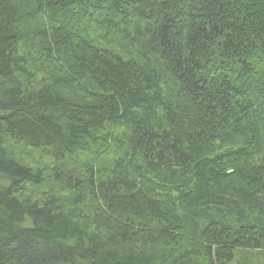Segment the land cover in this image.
I'll return each mask as SVG.
<instances>
[{
    "label": "trees",
    "instance_id": "trees-1",
    "mask_svg": "<svg viewBox=\"0 0 264 264\" xmlns=\"http://www.w3.org/2000/svg\"><path fill=\"white\" fill-rule=\"evenodd\" d=\"M0 264H264V0H0Z\"/></svg>",
    "mask_w": 264,
    "mask_h": 264
}]
</instances>
